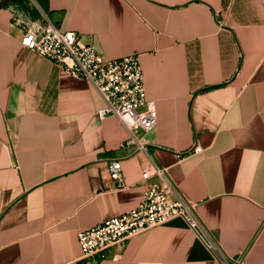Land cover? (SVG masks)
Returning <instances> with one entry per match:
<instances>
[{
	"label": "crops",
	"instance_id": "0c3cea01",
	"mask_svg": "<svg viewBox=\"0 0 264 264\" xmlns=\"http://www.w3.org/2000/svg\"><path fill=\"white\" fill-rule=\"evenodd\" d=\"M6 0H4L5 2ZM107 59L138 53L158 120L128 130L95 86L21 43L0 9V264H79L78 234L137 207L150 156L197 205L223 250L264 264V0H34ZM202 150L185 154L194 147ZM120 158L125 186L111 179ZM99 264H220L183 218Z\"/></svg>",
	"mask_w": 264,
	"mask_h": 264
},
{
	"label": "built area",
	"instance_id": "2783aa9c",
	"mask_svg": "<svg viewBox=\"0 0 264 264\" xmlns=\"http://www.w3.org/2000/svg\"><path fill=\"white\" fill-rule=\"evenodd\" d=\"M9 7L13 21L23 30L22 45L72 76L91 82L105 101L97 112L99 118L113 115L129 132L121 148L127 149L129 156L147 154L149 146L142 141L140 133L156 127L158 111L156 101L147 96L140 55L107 59L94 44L84 43L78 32L62 29L46 14L33 18L17 4ZM201 150L196 146L187 153H179V157ZM108 170L116 187H124L122 160L110 159ZM143 181L145 195L137 207L79 232L82 248L79 264H99L111 248H123L136 235L175 218H183L188 223L220 264H246L244 254L231 256L223 250L201 221L196 203L174 183L167 167L159 165L151 156L143 167Z\"/></svg>",
	"mask_w": 264,
	"mask_h": 264
},
{
	"label": "trees",
	"instance_id": "16d2710c",
	"mask_svg": "<svg viewBox=\"0 0 264 264\" xmlns=\"http://www.w3.org/2000/svg\"><path fill=\"white\" fill-rule=\"evenodd\" d=\"M10 4H17V5H19L23 10H25V11L28 12L33 18H35L34 15H33L35 9H33V8L31 7V5H30V1H28V0H6V1L2 4V6H3V7H6V6H9Z\"/></svg>",
	"mask_w": 264,
	"mask_h": 264
},
{
	"label": "water",
	"instance_id": "95a60500",
	"mask_svg": "<svg viewBox=\"0 0 264 264\" xmlns=\"http://www.w3.org/2000/svg\"><path fill=\"white\" fill-rule=\"evenodd\" d=\"M2 7H3L2 4H0V9H2Z\"/></svg>",
	"mask_w": 264,
	"mask_h": 264
},
{
	"label": "rangeland",
	"instance_id": "374dc122",
	"mask_svg": "<svg viewBox=\"0 0 264 264\" xmlns=\"http://www.w3.org/2000/svg\"><path fill=\"white\" fill-rule=\"evenodd\" d=\"M28 1H34V0H28Z\"/></svg>",
	"mask_w": 264,
	"mask_h": 264
}]
</instances>
